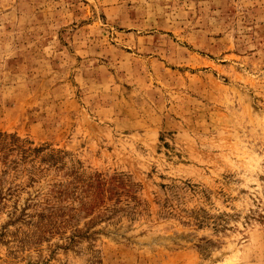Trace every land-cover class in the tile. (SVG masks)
Returning <instances> with one entry per match:
<instances>
[{"label":"rangeland","instance_id":"374dc122","mask_svg":"<svg viewBox=\"0 0 264 264\" xmlns=\"http://www.w3.org/2000/svg\"><path fill=\"white\" fill-rule=\"evenodd\" d=\"M264 0H0V264H264Z\"/></svg>","mask_w":264,"mask_h":264},{"label":"trees","instance_id":"16d2710c","mask_svg":"<svg viewBox=\"0 0 264 264\" xmlns=\"http://www.w3.org/2000/svg\"><path fill=\"white\" fill-rule=\"evenodd\" d=\"M262 217L264 218V214H262Z\"/></svg>","mask_w":264,"mask_h":264}]
</instances>
